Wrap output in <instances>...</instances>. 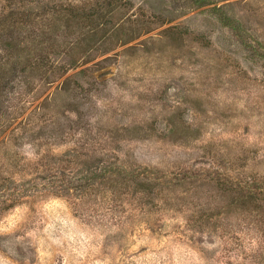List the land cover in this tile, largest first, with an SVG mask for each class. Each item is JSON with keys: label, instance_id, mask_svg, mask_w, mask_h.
<instances>
[{"label": "rangeland", "instance_id": "1", "mask_svg": "<svg viewBox=\"0 0 264 264\" xmlns=\"http://www.w3.org/2000/svg\"><path fill=\"white\" fill-rule=\"evenodd\" d=\"M69 2L0 0V264H264V0Z\"/></svg>", "mask_w": 264, "mask_h": 264}, {"label": "trees", "instance_id": "2", "mask_svg": "<svg viewBox=\"0 0 264 264\" xmlns=\"http://www.w3.org/2000/svg\"><path fill=\"white\" fill-rule=\"evenodd\" d=\"M126 3L127 0H89L87 4L82 6L69 2L66 5H62L59 11L66 15L65 18L67 21L79 20L80 22H84L86 26L89 27L90 31L94 33L101 30L100 28H106L110 25L117 26L119 23L114 21V14L119 9L123 8ZM212 11L218 14L220 13L219 19L223 25L233 29L237 28L236 24H233L234 20L230 18L221 7L214 6ZM117 32L118 31L115 33ZM75 44L76 43L73 45ZM72 63L73 65H75V63L77 64L75 59L72 60Z\"/></svg>", "mask_w": 264, "mask_h": 264}]
</instances>
